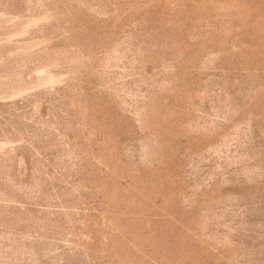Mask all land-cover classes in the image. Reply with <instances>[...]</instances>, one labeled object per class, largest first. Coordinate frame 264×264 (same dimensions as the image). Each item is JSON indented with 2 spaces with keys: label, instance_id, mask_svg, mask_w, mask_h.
<instances>
[{
  "label": "rangeland",
  "instance_id": "obj_1",
  "mask_svg": "<svg viewBox=\"0 0 264 264\" xmlns=\"http://www.w3.org/2000/svg\"><path fill=\"white\" fill-rule=\"evenodd\" d=\"M0 264H264V0H0Z\"/></svg>",
  "mask_w": 264,
  "mask_h": 264
}]
</instances>
